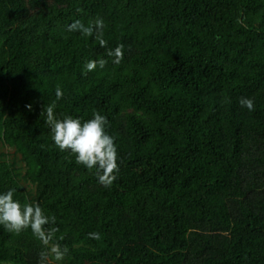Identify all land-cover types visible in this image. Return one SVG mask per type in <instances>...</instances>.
<instances>
[{
	"label": "trees",
	"instance_id": "obj_1",
	"mask_svg": "<svg viewBox=\"0 0 264 264\" xmlns=\"http://www.w3.org/2000/svg\"><path fill=\"white\" fill-rule=\"evenodd\" d=\"M98 18L91 36L67 30ZM52 104L57 118L107 117L110 186L55 146ZM10 188L56 231L45 246L0 225V264H38L56 244L68 253L48 264H264V0H0V192Z\"/></svg>",
	"mask_w": 264,
	"mask_h": 264
},
{
	"label": "clouds",
	"instance_id": "obj_2",
	"mask_svg": "<svg viewBox=\"0 0 264 264\" xmlns=\"http://www.w3.org/2000/svg\"><path fill=\"white\" fill-rule=\"evenodd\" d=\"M104 21L98 18L91 26H86L81 20L76 19L67 26L69 32L79 31L82 35L91 36L94 30L102 31ZM104 42L101 40V44ZM107 55L113 57V63H119L123 58L121 46L109 49ZM106 61L89 60L85 64L87 71H93L97 67L103 68ZM56 99L63 97V90L58 86L56 88ZM241 107L249 111L255 110L254 100L248 97H242L239 100ZM29 109L31 105H27ZM55 104L47 106L43 110L46 113L45 123L51 130V139L60 151H70L77 164L83 165L86 169H95L97 180L100 184L108 187L116 179L115 173L119 170L117 146L115 138L111 136L106 128L108 119L100 112H94L90 119L82 120L79 117L66 115L63 118H57L54 112ZM14 189L0 192V225L9 232L19 233L24 229L30 228L32 234L38 238L45 246L53 238L55 228L47 229L46 225L54 224L55 217L44 213L39 204L26 203L21 204L14 199ZM92 239H99L97 232L89 233ZM68 253L67 247L61 248L59 244L53 245L47 251L40 253L38 264H48L49 256L55 261H63Z\"/></svg>",
	"mask_w": 264,
	"mask_h": 264
}]
</instances>
